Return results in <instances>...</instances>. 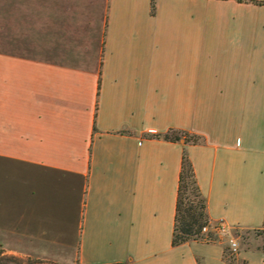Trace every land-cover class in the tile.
<instances>
[{"label":"crops","instance_id":"0c3cea01","mask_svg":"<svg viewBox=\"0 0 264 264\" xmlns=\"http://www.w3.org/2000/svg\"><path fill=\"white\" fill-rule=\"evenodd\" d=\"M263 56L264 0H0V248L263 264L243 242L232 262L223 239L172 244L183 155L210 223L264 226ZM170 129L204 141L152 137Z\"/></svg>","mask_w":264,"mask_h":264},{"label":"trees","instance_id":"16d2710c","mask_svg":"<svg viewBox=\"0 0 264 264\" xmlns=\"http://www.w3.org/2000/svg\"><path fill=\"white\" fill-rule=\"evenodd\" d=\"M154 10V3L151 4ZM170 142L182 140L187 144H200L203 137L186 131L170 129L164 134L153 135ZM208 221L205 202L197 185L193 167L186 155L182 156L181 171L178 180L176 213L173 229V246L189 241L200 240V230ZM0 264H56L50 261L32 259L27 256L12 255L0 248Z\"/></svg>","mask_w":264,"mask_h":264},{"label":"built area","instance_id":"2783aa9c","mask_svg":"<svg viewBox=\"0 0 264 264\" xmlns=\"http://www.w3.org/2000/svg\"><path fill=\"white\" fill-rule=\"evenodd\" d=\"M240 234L241 232L239 231L231 232L229 227L222 220L216 223L207 221L200 230V240L215 242L219 239H223L226 245L224 257L229 262H232L242 247V238Z\"/></svg>","mask_w":264,"mask_h":264},{"label":"rangeland","instance_id":"374dc122","mask_svg":"<svg viewBox=\"0 0 264 264\" xmlns=\"http://www.w3.org/2000/svg\"><path fill=\"white\" fill-rule=\"evenodd\" d=\"M260 63L262 66V72L264 73V56L263 58L260 59ZM255 65L256 63H254V72H255ZM241 238H242V242L246 245L252 246L253 248H258L260 250H262L264 252V226L261 229H258L256 231L253 232H243L240 234ZM34 259V258H32ZM40 260V259H38ZM47 261V260H45ZM52 262V261H50ZM55 263V262H53ZM57 264V263H56Z\"/></svg>","mask_w":264,"mask_h":264}]
</instances>
